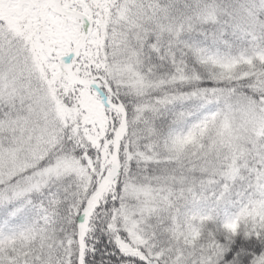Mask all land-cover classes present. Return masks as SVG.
<instances>
[{"label":"snow or ice","instance_id":"obj_1","mask_svg":"<svg viewBox=\"0 0 264 264\" xmlns=\"http://www.w3.org/2000/svg\"><path fill=\"white\" fill-rule=\"evenodd\" d=\"M0 264H264V0H0Z\"/></svg>","mask_w":264,"mask_h":264}]
</instances>
